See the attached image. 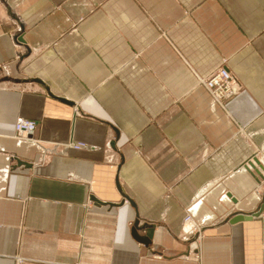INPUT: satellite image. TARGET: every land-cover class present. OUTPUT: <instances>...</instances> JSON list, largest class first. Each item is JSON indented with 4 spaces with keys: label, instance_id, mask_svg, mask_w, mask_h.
<instances>
[{
    "label": "crops",
    "instance_id": "0c3cea01",
    "mask_svg": "<svg viewBox=\"0 0 264 264\" xmlns=\"http://www.w3.org/2000/svg\"><path fill=\"white\" fill-rule=\"evenodd\" d=\"M262 175L264 0H0V264H264Z\"/></svg>",
    "mask_w": 264,
    "mask_h": 264
},
{
    "label": "built area",
    "instance_id": "2783aa9c",
    "mask_svg": "<svg viewBox=\"0 0 264 264\" xmlns=\"http://www.w3.org/2000/svg\"><path fill=\"white\" fill-rule=\"evenodd\" d=\"M199 83L204 86L212 97V104H220L222 100L229 98L231 95L235 94L237 90L232 81L230 71L224 65L219 66L208 77L200 78ZM35 126V121L21 116L17 117L15 122L16 138L19 140H25L27 138L33 140L32 134L35 130ZM77 146H83V143L79 142Z\"/></svg>",
    "mask_w": 264,
    "mask_h": 264
},
{
    "label": "bare ground",
    "instance_id": "6f19581e",
    "mask_svg": "<svg viewBox=\"0 0 264 264\" xmlns=\"http://www.w3.org/2000/svg\"><path fill=\"white\" fill-rule=\"evenodd\" d=\"M17 119V118H16ZM15 122H16V120H15ZM25 140H32V139H30V138H27V139H25ZM77 144H79V142H71L70 143V145L71 146H76ZM184 222H186V223H188V224H190L191 225V229L189 230V232H194V230L196 231V230H199L198 229V225H196L194 222H193V217L189 214V213H187L186 215H185V217H184Z\"/></svg>",
    "mask_w": 264,
    "mask_h": 264
},
{
    "label": "rangeland",
    "instance_id": "374dc122",
    "mask_svg": "<svg viewBox=\"0 0 264 264\" xmlns=\"http://www.w3.org/2000/svg\"><path fill=\"white\" fill-rule=\"evenodd\" d=\"M231 78H232V76H231ZM232 81H233V83H234V85L236 86V82H235V80L232 78ZM204 87V86H203ZM207 91V90H206ZM208 92V91H207ZM238 93V89L236 90V93L235 94H233V95H231L229 98H231L232 96H234V95H236ZM209 94V93H208ZM209 96H210V94H209ZM229 98H225L224 100H222V102L220 103V105H222L223 106V104H224V102H226ZM210 100H211V102H212V97L210 96ZM224 107V106H223ZM262 176H264V175H262ZM262 179H264V177L262 178Z\"/></svg>",
    "mask_w": 264,
    "mask_h": 264
}]
</instances>
